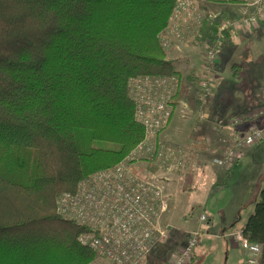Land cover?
<instances>
[{"label": "trees", "instance_id": "16d2710c", "mask_svg": "<svg viewBox=\"0 0 264 264\" xmlns=\"http://www.w3.org/2000/svg\"><path fill=\"white\" fill-rule=\"evenodd\" d=\"M175 3L0 0V264L96 258L56 200L143 140L128 82L178 74L159 39ZM216 23L201 28L206 43ZM97 140L115 146L93 147ZM242 231L262 246L264 264V187ZM147 259L162 263L153 252Z\"/></svg>", "mask_w": 264, "mask_h": 264}, {"label": "built area", "instance_id": "2783aa9c", "mask_svg": "<svg viewBox=\"0 0 264 264\" xmlns=\"http://www.w3.org/2000/svg\"><path fill=\"white\" fill-rule=\"evenodd\" d=\"M217 1L177 0L168 24L159 34L162 47L170 52L189 47L207 21L217 22L214 39L206 44L197 77L195 91L202 103L212 95V74L228 34L252 32L264 18V0H226L246 6L241 13L230 14L227 19L210 9ZM181 88L178 74L131 77L128 94L134 104L135 121L144 128L143 140L118 164L95 172L82 180L75 191L64 192L56 200L57 213L83 227L79 243L113 264L143 263L168 236L161 224L168 209L163 185L168 178L157 177L142 166L187 173L203 161L202 150L210 144L204 136L197 142L178 146L163 136L174 115ZM200 117L207 119V112H202ZM247 121L251 125L246 134L237 138L221 156L208 159V163L230 169L241 161L245 147L264 140V80L258 92V105L231 119L234 125ZM209 219L204 212L199 216L200 222ZM204 234L202 227L191 230L183 248L168 264H190ZM231 235L246 252L247 263H257L262 246L249 241L242 230Z\"/></svg>", "mask_w": 264, "mask_h": 264}, {"label": "crops", "instance_id": "0c3cea01", "mask_svg": "<svg viewBox=\"0 0 264 264\" xmlns=\"http://www.w3.org/2000/svg\"><path fill=\"white\" fill-rule=\"evenodd\" d=\"M210 9L220 12L223 16L224 13L233 11L241 13L246 6L219 0L211 4ZM245 37H251V45L243 52L242 43ZM196 40H200L202 46L196 43L189 47H180V49H174L170 53L172 55L168 56L182 80V88L177 97L176 111L163 135L176 142H186L200 135L209 136L212 144L206 145L202 150L204 157L208 160L221 154L222 148L229 142H233L235 137L246 134L251 125L249 121L232 125L231 119L258 105V92L264 80V18L252 32L238 31L228 34L219 63L212 74V95L203 103L197 100L195 88L207 43L202 39L201 33ZM242 54L245 59H251V65L232 64L234 58ZM245 71L248 84L241 75ZM223 90L225 91L221 93L220 91ZM204 111L208 114L207 119L200 117ZM215 138H218L219 142ZM216 143L217 147H214ZM248 148L244 160L250 158L255 152L260 153L259 157H256L260 164H252L253 168L238 170L244 160L225 171L212 164H201L189 174L175 178L176 180L173 179L172 183L167 184L169 208L163 215L161 224L167 230L168 236L164 242L157 244L153 251L155 258L162 260L161 264L173 260L185 245L188 233L198 227H202L205 234L191 264H205L210 254L213 255V260L208 261L207 264H249L246 252L231 233L244 228L254 211L260 190L264 187V176H262L264 149H259L264 148V140ZM229 174L233 175L232 178L238 177L234 185L236 201L226 210H219L222 214L220 220H215V217L208 213L209 221L200 222V214L189 211L191 210L189 195L197 191L199 186L197 187L196 183L199 184L202 180L207 183L225 182ZM239 180L240 185H238ZM254 188L258 189L256 196L251 194ZM146 263L149 264V262ZM255 264L262 263L259 259Z\"/></svg>", "mask_w": 264, "mask_h": 264}, {"label": "rangeland", "instance_id": "374dc122", "mask_svg": "<svg viewBox=\"0 0 264 264\" xmlns=\"http://www.w3.org/2000/svg\"><path fill=\"white\" fill-rule=\"evenodd\" d=\"M177 1V0H176ZM218 2V1H217ZM231 2V1H230ZM233 3H237V2H234ZM176 4V3H175ZM239 4V3H238ZM215 11V10H214ZM230 14H233V15H236L237 13H235L234 11L233 12H229V13H224L223 14V18L224 19H227ZM172 15V14H171ZM171 17V16H170ZM205 25V24H204ZM203 25V26H204ZM202 26V27H203ZM201 30V29H200ZM201 33V32H200ZM200 35L199 34H196L195 35V39L193 40L192 44H196L199 45V46H202V43H200L201 41L200 40H196ZM244 43H242V47H243V52H244V49H248V47H250L251 45V37H245L244 40H243ZM206 46V45H205ZM163 48V47H162ZM164 50V48H163ZM174 50V49H173ZM172 50V51H173ZM172 51L170 52H166L167 53V56L169 55H172L170 54ZM234 62L232 63L233 65L235 63L237 64H246V65H251L252 62H251V59H245V57L242 55H240L239 57L236 56L233 60ZM242 75V78L245 80V83H249V81L247 80L246 78V75H247V72L245 71L244 73L241 74ZM241 81V80H240ZM225 90L223 91H220L221 93L224 92ZM176 111V109H175ZM175 113V112H174ZM172 120V119H171ZM232 124V122H231ZM234 125V124H232ZM168 128V127H167ZM166 128V129H167ZM165 129V130H166ZM164 130V131H165ZM164 133V132H163ZM164 136V135H163ZM206 137L208 138V140H210V144H212V139L207 136V135H200L198 138H195V139H192V140H188L186 142H176V141H172V142H175L176 145L178 146H186L188 144H190V142H197L200 140L201 137ZM165 137V136H164ZM241 136H237L235 137L234 141L233 142H229L228 145H225V147L222 148V153L225 149L233 146L235 140L237 138H239ZM166 138V137H165ZM167 139V138H166ZM169 140V139H168ZM215 140L217 142H219V139L218 138H215ZM115 144L111 143V142H106V141H93V147H99V148H112L114 147ZM214 147H217V143L214 145ZM219 148V146H218ZM249 148L245 147L244 151H243V158H245L246 154H247V150ZM259 149H264V148H259ZM218 150V149H217ZM219 154V155H216V156H213L212 158L214 157H218V156H221L222 155ZM260 153H257L255 152L250 158L248 159H241V160H244L242 163H241V167L238 169V170H241L242 168H250V167H254L252 164H260V162L257 161V158L256 157H259ZM201 156H202V162L201 163H198L195 165L196 166H200L201 164L203 165H208L210 163H208L207 159L204 157V154L203 152L201 153ZM211 159V158H210ZM118 164V163H117ZM142 165V164H141ZM213 166H216V165H213ZM112 167V166H111ZM144 167V169H146V171H148L149 173L151 174H155L157 177H161L163 176V178H168L167 180H165V182L163 183L164 185V191L166 193V186L168 183H172V181H174L173 179H177V178H180V177H183L187 174H189L193 169L191 168L189 172L187 173H182V172H177L176 171H169L168 169L165 170H160V169H157L155 166H148V165H144L142 166ZM217 168L221 169V170H229V169H225V168H221L219 166H216ZM107 168V167H106ZM109 168V167H108ZM103 169V168H102ZM100 169V170H102ZM105 169V168H104ZM231 169V168H230ZM99 171V170H98ZM97 172V171H96ZM95 173V172H94ZM92 173V174H94ZM264 176V171L262 172ZM90 174V176L92 175ZM164 176H167V177H164ZM232 174H229V178L225 179L224 181L225 182H220V181H212L211 183H207L205 182L204 180H202L199 184L196 183L197 185V191H195L194 193H191L189 195V200H190V203H191V207L189 210L190 213H193V214H201V213H209L211 214L213 217H215V220H220L222 218V214L219 210H226L229 206H231L237 199V194L235 192V183L237 182L238 180V177H233L232 178ZM88 178V177H87ZM175 179V180H176ZM240 179V178H239ZM18 179H16L17 181ZM19 181V180H18ZM238 185H240V180L238 182ZM170 186V185H169ZM169 186L167 188H169ZM258 193V189L257 188H254L253 191H252V195L256 196ZM167 195V194H166ZM168 198V197H167ZM168 208H169V202H168ZM168 210V209H167ZM57 212V211H56ZM166 213V212H165ZM200 216V215H199ZM190 217V216H189ZM234 232V231H233ZM220 246V245H219ZM221 249V247H220ZM174 259V258H173ZM213 260V255L210 254L207 258V262L208 261H211ZM162 261V260H161ZM146 262H148L147 258L144 260L143 263L141 264H147ZM207 262L205 264H207ZM88 264H113L110 260H108L107 258L105 257H101L99 255L96 254V258L91 261L90 263Z\"/></svg>", "mask_w": 264, "mask_h": 264}]
</instances>
